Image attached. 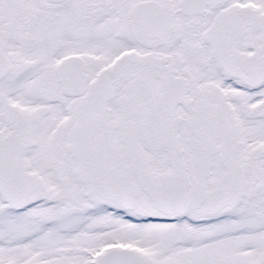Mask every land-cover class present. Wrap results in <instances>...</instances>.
<instances>
[{
    "label": "snow or ice",
    "instance_id": "1",
    "mask_svg": "<svg viewBox=\"0 0 264 264\" xmlns=\"http://www.w3.org/2000/svg\"><path fill=\"white\" fill-rule=\"evenodd\" d=\"M0 264H264V0H0Z\"/></svg>",
    "mask_w": 264,
    "mask_h": 264
}]
</instances>
